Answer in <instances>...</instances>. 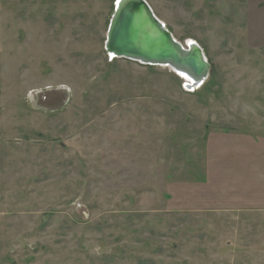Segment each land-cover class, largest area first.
I'll return each instance as SVG.
<instances>
[{
    "label": "rangeland",
    "instance_id": "374dc122",
    "mask_svg": "<svg viewBox=\"0 0 264 264\" xmlns=\"http://www.w3.org/2000/svg\"><path fill=\"white\" fill-rule=\"evenodd\" d=\"M212 67L111 59L116 0H0V264H264V0H145Z\"/></svg>",
    "mask_w": 264,
    "mask_h": 264
},
{
    "label": "water",
    "instance_id": "95a60500",
    "mask_svg": "<svg viewBox=\"0 0 264 264\" xmlns=\"http://www.w3.org/2000/svg\"><path fill=\"white\" fill-rule=\"evenodd\" d=\"M110 58L164 67L199 88L212 67L194 41L182 45L156 17L145 0H116L105 42Z\"/></svg>",
    "mask_w": 264,
    "mask_h": 264
},
{
    "label": "built area",
    "instance_id": "2783aa9c",
    "mask_svg": "<svg viewBox=\"0 0 264 264\" xmlns=\"http://www.w3.org/2000/svg\"><path fill=\"white\" fill-rule=\"evenodd\" d=\"M185 90H186V91H192V88H190V87H186Z\"/></svg>",
    "mask_w": 264,
    "mask_h": 264
},
{
    "label": "bare ground",
    "instance_id": "6f19581e",
    "mask_svg": "<svg viewBox=\"0 0 264 264\" xmlns=\"http://www.w3.org/2000/svg\"><path fill=\"white\" fill-rule=\"evenodd\" d=\"M112 59V58H111ZM142 65V64H141Z\"/></svg>",
    "mask_w": 264,
    "mask_h": 264
}]
</instances>
